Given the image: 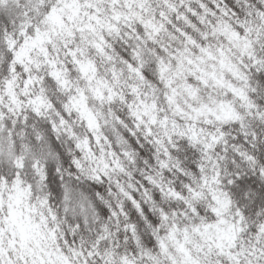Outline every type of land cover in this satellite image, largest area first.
<instances>
[{
    "label": "snow or ice",
    "instance_id": "1",
    "mask_svg": "<svg viewBox=\"0 0 264 264\" xmlns=\"http://www.w3.org/2000/svg\"><path fill=\"white\" fill-rule=\"evenodd\" d=\"M0 264H264V0H0Z\"/></svg>",
    "mask_w": 264,
    "mask_h": 264
}]
</instances>
